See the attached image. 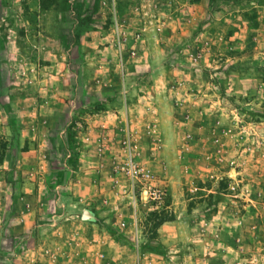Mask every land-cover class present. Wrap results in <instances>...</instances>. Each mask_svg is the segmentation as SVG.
<instances>
[{
	"label": "rangeland",
	"instance_id": "374dc122",
	"mask_svg": "<svg viewBox=\"0 0 264 264\" xmlns=\"http://www.w3.org/2000/svg\"><path fill=\"white\" fill-rule=\"evenodd\" d=\"M0 117L25 130L13 149L37 150L28 175L44 188L20 201L31 222L45 223L29 230V256L90 251L104 264H178L157 233L161 218H176L171 175L193 220L221 206L234 228L230 258L211 264H264V244L262 256L247 257V215L264 223V0H0ZM10 136L0 133V161ZM90 139L92 156L106 158V187L75 208L71 169ZM169 144L171 160H156ZM130 154L165 187L167 207L136 209L122 170ZM9 198L13 209L19 193L0 191L7 220ZM47 229L61 234L41 236Z\"/></svg>",
	"mask_w": 264,
	"mask_h": 264
},
{
	"label": "crops",
	"instance_id": "0c3cea01",
	"mask_svg": "<svg viewBox=\"0 0 264 264\" xmlns=\"http://www.w3.org/2000/svg\"><path fill=\"white\" fill-rule=\"evenodd\" d=\"M176 2H178L179 4H183L184 0H173L174 4ZM201 2H203V0H201ZM184 11L185 10L181 7L175 6L174 10L172 11L173 13L171 17L179 18L181 13H183ZM156 80H158V75ZM163 81H165V79H163ZM144 97L145 96L138 98V101L140 102ZM98 117L99 122H101L102 115H99ZM0 121L2 122L0 133L6 135L11 133V136L9 138V149L6 150L7 152L5 153L2 161H0V191L2 190L5 196H10L13 189L19 193V201L17 205L13 206V209L12 201L9 198L10 202L8 203V209L10 210V212H12L11 214L14 215L13 218L7 220L0 217V243L2 245L4 241L9 243L7 247L4 246L0 249V264H31L32 259L40 261V263L38 264H70L58 261L64 259L98 260V258L94 256L90 251L63 253L38 249L33 253H30L31 255L29 256V251L27 250L26 246L30 232L29 230L30 228H37V233L39 234V228H43V223H45L37 221L36 224H34V222H31L32 220L29 219V217L32 218L30 214L32 213V208H30L29 210L26 204L23 205L20 201L22 200V198L23 201L27 200V193L31 191L30 189L35 188L37 191H42V189L44 188L42 182L39 183L37 180L34 181L31 179V177L29 178L28 175L29 171L31 173L35 171V168H30V163L35 159V157H37V150L31 149L29 151H22V149H13V147L11 146L12 142H15L16 144L17 139L24 141L25 130H20L18 128V132H12L13 130L11 129V127L5 124V119H3V117H0ZM89 122L94 123L93 117L89 118ZM12 133L15 136L14 138H12ZM88 144H82V146L86 147L82 151V153L84 154L83 157L78 162V169H71V171L75 174L71 179L68 188H70L69 194L72 195V200H75V204L73 205L75 208L79 206L78 202L82 201L84 198L88 201L91 196L95 195L97 192V190H95L96 187H99L100 191L104 190L106 187L105 185H103L104 183H106V158L97 157L95 155L92 156L93 140H91V142ZM171 147L172 144H169L164 148L163 152H157L153 154L155 158L157 157L156 160L160 159L163 161L164 159L165 162L171 160L169 158L170 154L173 153V151H170ZM158 153H160V156L157 155ZM32 157L34 158L32 159ZM146 161V163H149L153 166V163L149 162V158L146 159ZM14 165L16 168L13 171L11 170L12 172H10V178L13 179L14 182L11 183L7 180L9 176L8 173H6L5 169H11L10 167H13ZM98 172L99 177L97 180L95 173L97 174ZM45 173L47 176L51 174V172H49L48 170L45 171ZM167 177L171 182V191L169 192L171 197L170 207L173 208V212L176 214V218L174 220H169L161 223L157 228V233L165 249H167L170 254H173L170 255V257L174 260L179 259L178 264H190L189 259L192 258L196 260H204L210 264L216 262L218 263L220 259H226V257L230 258L232 251L235 250V243L233 241L235 231L234 228L230 229V224H228L229 221L226 222L224 220V217L221 215V206H219V208L211 216V218H196L195 220H193V216H191V214L187 212L186 204L183 198L179 196L180 193H178L177 191V184L174 178L171 175H167ZM21 193L23 195H21ZM135 207L136 209H148V207L142 206L140 203L135 205ZM5 208L3 210L4 213H6ZM35 210H37V208H35ZM256 213L257 212L255 211L254 215H247V257L249 258L262 256L261 246L262 244H264L262 243V241L264 242V223L261 222V219L260 221L252 220V217L256 218ZM82 223H85L83 227L88 236H90L91 233L94 235L97 234L95 223L89 221H83ZM3 228H5V232H2V234L1 230H3ZM91 228L93 229V231H91ZM195 228L197 229V231L195 230ZM98 231L99 238L105 240L107 238L105 231L101 229ZM56 233H59L60 235L61 230H58L56 232L54 229H47L44 233L41 232V236L46 234L48 237H50V235L51 237H54ZM2 235H5V237ZM230 237L232 239H230ZM17 242L19 243V250H16L15 247V244ZM13 247L15 250L13 249ZM86 262L81 264H87ZM100 262L101 264H104L105 261L101 259L95 261V264H100ZM196 263L194 262L192 264ZM71 264L76 263L71 262Z\"/></svg>",
	"mask_w": 264,
	"mask_h": 264
},
{
	"label": "built area",
	"instance_id": "2783aa9c",
	"mask_svg": "<svg viewBox=\"0 0 264 264\" xmlns=\"http://www.w3.org/2000/svg\"><path fill=\"white\" fill-rule=\"evenodd\" d=\"M130 185V198L134 205L140 203L152 209L167 207V191L158 184L153 172L138 163L130 154L122 165ZM234 189V186H231Z\"/></svg>",
	"mask_w": 264,
	"mask_h": 264
},
{
	"label": "water",
	"instance_id": "95a60500",
	"mask_svg": "<svg viewBox=\"0 0 264 264\" xmlns=\"http://www.w3.org/2000/svg\"><path fill=\"white\" fill-rule=\"evenodd\" d=\"M81 218L83 220H90L93 218V213L89 209H84L81 213Z\"/></svg>",
	"mask_w": 264,
	"mask_h": 264
},
{
	"label": "trees",
	"instance_id": "16d2710c",
	"mask_svg": "<svg viewBox=\"0 0 264 264\" xmlns=\"http://www.w3.org/2000/svg\"><path fill=\"white\" fill-rule=\"evenodd\" d=\"M160 220L162 222V221H165V220H168V219L167 218H161ZM161 222H159V225L161 224Z\"/></svg>",
	"mask_w": 264,
	"mask_h": 264
}]
</instances>
